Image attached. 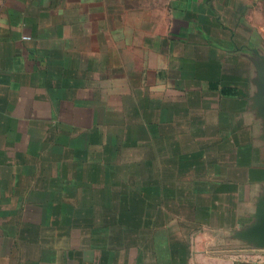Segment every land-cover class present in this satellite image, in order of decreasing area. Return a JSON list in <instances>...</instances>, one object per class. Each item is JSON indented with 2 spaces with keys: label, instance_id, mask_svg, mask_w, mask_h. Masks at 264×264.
<instances>
[{
  "label": "crops",
  "instance_id": "0c3cea01",
  "mask_svg": "<svg viewBox=\"0 0 264 264\" xmlns=\"http://www.w3.org/2000/svg\"><path fill=\"white\" fill-rule=\"evenodd\" d=\"M0 264H264V0H0Z\"/></svg>",
  "mask_w": 264,
  "mask_h": 264
}]
</instances>
